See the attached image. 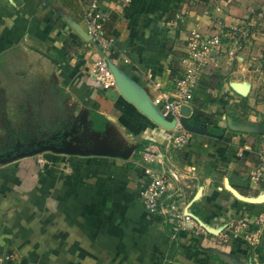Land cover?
Instances as JSON below:
<instances>
[{"label": "crops", "instance_id": "obj_1", "mask_svg": "<svg viewBox=\"0 0 264 264\" xmlns=\"http://www.w3.org/2000/svg\"><path fill=\"white\" fill-rule=\"evenodd\" d=\"M93 1L0 0V57L40 48L86 110L74 148L0 160V256L12 254L16 264H249L255 251L238 240L188 231L173 237L171 224L140 201L145 167H160L141 153L158 150L178 175L174 188L211 230L262 212L264 185L249 174L264 134V75L245 58L264 53V0H96L109 14L104 33L115 39L106 52L86 30ZM218 21L224 29L246 26L256 40L236 61L215 54L185 108L189 142L175 149L155 98L171 93L189 34L210 37ZM102 57L128 89L118 86L115 100L92 76ZM256 251L264 264V233Z\"/></svg>", "mask_w": 264, "mask_h": 264}, {"label": "built area", "instance_id": "obj_2", "mask_svg": "<svg viewBox=\"0 0 264 264\" xmlns=\"http://www.w3.org/2000/svg\"><path fill=\"white\" fill-rule=\"evenodd\" d=\"M129 1L120 0L124 4ZM108 17L109 14L100 8L96 0L84 10L90 42L104 52L111 50L115 44L114 37L106 36L104 33L103 26ZM217 29L218 32L210 37L198 30H193L189 34L188 56L182 60L183 68L172 78L171 93L161 94L155 98L160 117L168 120L169 124L163 133L164 138L175 149H183L189 142L190 132L184 120L185 108L193 100L202 75L215 54H225L229 61H236L244 54L247 55L252 40H256V33L246 26H231L224 29L222 21H218ZM245 60L247 68L254 71L257 68L264 75V53L258 56L247 55ZM92 76L104 91H115L118 87L115 67L106 57L95 62ZM251 156L255 157L257 162L249 174L250 181L254 185H264V134L258 152H252ZM141 158L146 163H157L160 167H145L141 178L140 201L148 211L156 213L171 224L174 238L183 231L204 235L215 233L217 240L223 244L234 240L245 243L255 251L249 264H262L256 249L261 247L263 241L264 207L258 215L240 216L230 220L220 229L211 230L208 224L195 215L192 202L186 198L184 191L174 188L172 180H176L178 175L168 167L158 150L147 147L141 153ZM39 162L43 163V160ZM14 259L15 256L12 254L2 255L0 264Z\"/></svg>", "mask_w": 264, "mask_h": 264}, {"label": "rangeland", "instance_id": "obj_3", "mask_svg": "<svg viewBox=\"0 0 264 264\" xmlns=\"http://www.w3.org/2000/svg\"><path fill=\"white\" fill-rule=\"evenodd\" d=\"M54 60L29 45L0 57V160L74 148L86 110L62 85Z\"/></svg>", "mask_w": 264, "mask_h": 264}, {"label": "water", "instance_id": "obj_4", "mask_svg": "<svg viewBox=\"0 0 264 264\" xmlns=\"http://www.w3.org/2000/svg\"><path fill=\"white\" fill-rule=\"evenodd\" d=\"M115 74H116L118 86H121V88L123 89V92L126 93L128 91V89L123 84L120 85V77H119L118 72L116 71V69H115ZM107 96H108L109 99L115 100L116 97H117V92L116 91H109L107 93ZM185 126H186V124H185ZM168 127H169V125H168Z\"/></svg>", "mask_w": 264, "mask_h": 264}, {"label": "trees", "instance_id": "obj_5", "mask_svg": "<svg viewBox=\"0 0 264 264\" xmlns=\"http://www.w3.org/2000/svg\"><path fill=\"white\" fill-rule=\"evenodd\" d=\"M91 114H92V117L94 119V126L97 127L98 122L101 120L100 119L101 115L95 109L91 110ZM5 264H16V263H14L13 261H8Z\"/></svg>", "mask_w": 264, "mask_h": 264}]
</instances>
